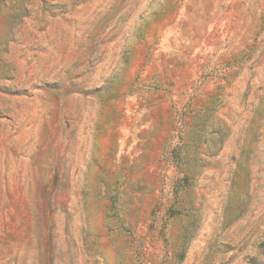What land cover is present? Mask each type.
<instances>
[{"label": "rangeland", "instance_id": "1", "mask_svg": "<svg viewBox=\"0 0 264 264\" xmlns=\"http://www.w3.org/2000/svg\"><path fill=\"white\" fill-rule=\"evenodd\" d=\"M0 264H264V0H0Z\"/></svg>", "mask_w": 264, "mask_h": 264}]
</instances>
